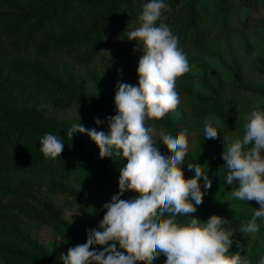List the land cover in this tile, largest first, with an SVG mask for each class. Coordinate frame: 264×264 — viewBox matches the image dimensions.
Instances as JSON below:
<instances>
[{"label":"trees","instance_id":"1","mask_svg":"<svg viewBox=\"0 0 264 264\" xmlns=\"http://www.w3.org/2000/svg\"><path fill=\"white\" fill-rule=\"evenodd\" d=\"M148 2L0 0V264H62L61 254L86 242V230L98 228L103 205L118 194L126 161L100 159L87 135L71 140L67 132L78 122L107 132V123L94 121L115 115L117 83L138 84L142 52H133L127 34ZM164 2L159 22L178 37L191 70L176 81L177 110L149 125L158 134L186 131L185 178L194 175L188 163H199L212 180L194 216L228 220L235 232L230 253L258 264L264 218L254 238L239 228L259 205L233 200L229 192L239 185H228L221 168L223 136L241 138L249 113L257 104L264 109V0ZM206 117L218 122L219 139L204 138ZM47 133L64 141L60 158L40 152ZM165 261L161 255L154 264Z\"/></svg>","mask_w":264,"mask_h":264},{"label":"clouds","instance_id":"2","mask_svg":"<svg viewBox=\"0 0 264 264\" xmlns=\"http://www.w3.org/2000/svg\"><path fill=\"white\" fill-rule=\"evenodd\" d=\"M166 9L164 0L145 3L138 26L127 34L129 41L136 42L133 52H142L136 69L138 84L117 83L115 115L94 121L97 126L107 123V132L79 122L67 132L71 140L76 133L87 135L98 147L100 159L120 158L126 163L118 170V194L103 205L98 228L86 230L85 243L61 254L62 264H154L161 255L166 257L165 264H250L247 256L230 253L235 232L228 220L214 214L202 222L194 216L212 180L199 163H188L194 175L185 178L186 131L158 134L149 125L177 110L181 98L176 81L191 70L178 37L159 22ZM203 125L204 138H220L213 118L206 117ZM243 130L241 138L223 136L221 169L226 170L228 185H239L229 192L233 200L259 205L239 228L254 238L260 231L257 220L264 218V109L259 104L247 116ZM39 145L44 158L55 160L61 157L65 143L47 133ZM126 192L135 193V198L122 199ZM258 264H264V256Z\"/></svg>","mask_w":264,"mask_h":264}]
</instances>
